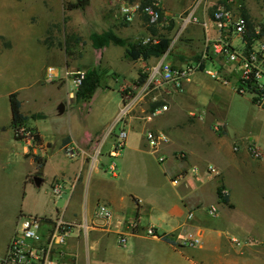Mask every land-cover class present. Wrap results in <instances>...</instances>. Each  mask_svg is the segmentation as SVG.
Wrapping results in <instances>:
<instances>
[{
  "label": "crops",
  "instance_id": "1",
  "mask_svg": "<svg viewBox=\"0 0 264 264\" xmlns=\"http://www.w3.org/2000/svg\"><path fill=\"white\" fill-rule=\"evenodd\" d=\"M96 1L104 2L101 13L97 14L98 21L103 24L121 4H144L147 0ZM162 1L168 3L167 6L163 4L167 16L175 18L169 26L149 27L146 17L138 14L131 23H123L124 25L119 19L117 21L113 19L115 26L110 31L129 43L142 41L151 35L166 39L174 38L175 28L179 24L178 17L188 12L196 0ZM217 1L219 0H211L212 3ZM6 7L5 4L0 5V34L20 31L21 22L17 16L2 14L1 11ZM56 7L64 14L62 3H58ZM52 11L54 12V10L50 12ZM196 15L199 23L190 26L179 40L171 41L167 60L174 65L190 63L202 49L201 23L204 21V15L199 10ZM20 38L13 40L12 53L15 59H20L17 58L21 54ZM55 43L49 46L51 55L48 63L56 62L55 64L64 67L62 73L56 70L59 76H64L66 70L85 71L70 69L67 63L66 45L63 48V45L57 46V42ZM112 45L118 46L111 43L106 47L107 51H111L109 47ZM122 48L124 50L121 53L112 50L109 61H126L125 74L130 75V80H126L124 85L134 90L141 76L146 77L151 66L160 61L162 56H140L133 59L128 53L129 47ZM106 61L109 63L108 60ZM88 66L85 72L93 68V65ZM20 75L19 71L18 77ZM194 75L185 85L183 92L176 94L178 92L168 87L155 94L160 102L152 104L148 99L147 102L136 106L129 117L128 129L130 136L137 137V140H127L125 150L129 153L126 156L121 153L116 172H110L105 168L106 160L100 159L99 165L93 168L89 159L80 158L78 165L68 164L61 174L57 175L60 176L58 179L67 183V186L76 182L74 189L67 191L68 200L61 216L71 222H76V219L79 221L81 217L82 221L93 224L90 235L85 240L81 239L82 236L69 240L68 250L78 256L76 264H85L86 261L90 264L91 260L95 264H264V198L261 197V200L250 203V207L247 208L237 201L235 183L231 181L236 178L237 182H241L246 195L251 196L256 193L264 196V157L256 160L246 148L247 143L253 141L264 154V111L250 104L248 117L254 120L256 129L245 137L235 135L230 138L228 126L224 123H221L225 128L224 134L215 133L213 123L216 120L214 112L218 107L217 104L222 100L229 101L237 94L220 85L195 91ZM13 78H16L15 75ZM70 81L72 83L71 78H63L61 82ZM30 87L32 84L25 86L24 89ZM123 87L120 90L122 96ZM74 96L75 93H69L70 101ZM189 101L193 102L191 107L193 109L189 111L188 116H184L182 111H179V103L182 106L184 102L189 103ZM163 104H167L168 111L149 119L148 115L154 107ZM197 107L202 108L201 113L197 112ZM22 109L23 104L21 111ZM253 109H257V115L252 111ZM23 114L29 118L33 116L24 112ZM205 120L207 121L204 122ZM2 128L3 125L0 124V132ZM23 128L32 129L26 124ZM32 130L40 135L41 143L30 147L36 156L29 158L27 156L29 146L23 141L26 147L22 156L31 160L36 172L39 170L35 179H40L42 186L44 169L49 162L51 150L50 148L44 150V147L50 143L39 129ZM148 131L163 132L170 138V143L162 150L166 159L161 165L159 164V170L150 169V165L155 167L158 159L156 156H148L151 152L143 149ZM12 134L14 136L13 128ZM57 142L63 150L71 143L89 152L94 150L93 143H95L93 134L85 132L76 135L71 131L59 134ZM235 146L244 147L245 154L237 156L241 150L235 153ZM208 166L216 167L217 173L208 172ZM33 184L37 186L36 183ZM221 185L228 190L229 204H224L219 199L217 191ZM100 203L107 204L114 211V220L107 222L95 216L96 207ZM213 206H217L219 210L216 216L208 213V209ZM70 207H76L75 211L70 213ZM190 212L193 213L192 220L188 219ZM133 219H138L141 226L134 233L127 228V222ZM148 227L156 230V237L146 235L145 230ZM15 230L9 237L4 252ZM122 230L127 236L125 246H120L118 240V233ZM189 233L200 238L201 243L197 246L182 245L180 238ZM163 235L171 238L177 245L164 240ZM233 240H238L241 244L237 245Z\"/></svg>",
  "mask_w": 264,
  "mask_h": 264
},
{
  "label": "rangeland",
  "instance_id": "2",
  "mask_svg": "<svg viewBox=\"0 0 264 264\" xmlns=\"http://www.w3.org/2000/svg\"><path fill=\"white\" fill-rule=\"evenodd\" d=\"M158 1L162 5H168L162 0ZM241 2L245 12L249 11L253 17L264 20V0H241ZM58 3H62L65 9L64 14L62 10H57ZM79 3L81 7L74 10L69 9L71 5ZM4 4L7 7L1 11L2 14L17 16L21 22V28L15 33L0 34L6 35L0 36V124L3 125L0 132V255L3 254L6 243L13 234L20 217L36 214L47 218H57L65 210L68 200L67 192L61 198H55L51 192L52 184L55 179L60 177L57 175H60L68 164L78 165L79 162L78 159L70 160L67 158L65 151L57 142L59 134L68 131L76 135L85 132L93 134V141L95 142L93 147L96 151L100 149V159L107 161L105 168H108L112 162L108 150L111 148L113 137L118 135L120 130V124L115 126V122L121 107L124 105L120 90L125 81L130 80V75L125 74L127 65L125 60L109 61L112 50L121 53L124 49L112 45L109 47L111 51H107L106 47L97 50L93 47L91 39L92 34L110 31L115 26L114 21L118 20V9L114 10L112 15L108 14L109 19H105L104 23L101 24L97 14L101 13L102 4H104L102 1L22 0L20 2L19 0H0V5ZM51 10L54 12H50ZM113 19L114 21H112ZM14 38L21 39V54L17 56L20 59H15L12 53ZM171 39L174 38L171 37ZM55 42H57V46L63 45V48L66 45L67 63L70 69H84L86 71L88 65L99 68L102 74L101 86L89 102L76 101L78 90L73 87L71 81L51 83L47 80L46 73L49 67L55 68L59 73H62L64 68L55 64L56 62L48 63L51 55L49 46L56 44ZM106 60L109 63H106ZM211 69H215V66H212ZM18 70L21 73L19 77ZM13 75L16 78H13ZM193 79L195 91L207 87H219L204 73H195ZM29 84H32V87L24 89ZM126 86L132 92V87ZM19 91L21 92L18 93V97L23 104L22 111L28 115L44 116L43 118L30 117L25 123L32 129H39L46 141L50 143L44 147V150L49 148L51 150L49 162L44 169V184L41 187L33 184L39 172L38 168L36 172L29 159L36 156L33 149L28 147V159L22 156L26 144L23 141L15 140L12 134V112L9 96L11 93ZM70 92L75 93L74 99L71 101L69 99ZM235 96L229 101L222 100L217 104L218 107L214 112L215 123L227 124L230 138L235 135L245 137L256 129V123L254 124V120L248 117V110L252 103L247 97ZM61 104H65V108H67L65 114L59 116L58 108ZM192 106L193 102L190 101L189 103L184 102L182 106L179 103V111H182L184 116H188L189 111L193 109ZM200 109L202 108L197 107L198 113L202 112ZM252 111L255 112V115L258 114L257 109ZM128 139L137 140V137L129 134ZM239 142L236 143H243ZM143 149L151 152L147 144L144 145ZM240 150L239 153L234 150L235 153H238L237 156L245 154L244 147H241ZM127 153L129 151L124 148V156ZM148 156L156 155L150 154ZM118 160H116L117 165ZM159 164L161 165L157 161L155 167L150 165V169L159 170ZM231 181L235 183L237 201H240L247 208L250 203L261 200V197L264 198V196L256 193L251 196L246 195L241 182H237L236 178L231 179ZM75 208L70 207V213L75 211ZM79 212L81 213V209ZM75 221L78 224L84 223L81 217L79 221L77 219ZM81 239L85 240L84 235ZM91 261L90 264H92ZM92 262L95 264L94 261ZM85 264H89V262L86 261Z\"/></svg>",
  "mask_w": 264,
  "mask_h": 264
},
{
  "label": "built area",
  "instance_id": "3",
  "mask_svg": "<svg viewBox=\"0 0 264 264\" xmlns=\"http://www.w3.org/2000/svg\"><path fill=\"white\" fill-rule=\"evenodd\" d=\"M198 10L204 15V21L201 23L203 44L198 56L190 63L174 65L167 60L172 45L170 42L169 49L160 61L151 66L142 84H138L132 92L123 85L122 103L124 105L115 122V126L120 124V130L119 134L113 137L111 148L108 151L112 159L108 166L110 172L117 171L116 160L120 158L126 147L129 137L128 120L136 106L147 102L148 99L152 104L160 102L155 94L168 87L175 92H183L191 76L197 72L206 74L221 87L241 97H247L258 109L264 111V20L245 12L241 0H219L215 3L211 0H196L188 12L178 17L179 24L174 31V41L179 40L191 25L199 23L196 15ZM138 14H143L148 26L152 28L169 26L171 21L175 20L167 16L163 5L158 0H147L144 4H121L117 18L122 23L128 24ZM162 39L160 36L151 35L145 37L142 43L158 45ZM212 66H215V69H211ZM46 76L51 83L62 81L63 78H71L74 87L78 90L86 78V72L66 70L64 76L61 77L55 68L49 67ZM166 111H168L167 104L157 105L148 118L159 116ZM213 129L217 134L222 135L225 132L223 124L220 123H216ZM17 135L29 147L39 145L35 141L34 133L28 129L22 127ZM145 137L151 154L156 155L160 163L164 162L166 158L162 150L170 143L169 136L163 132L148 131ZM246 148L252 158L260 160L264 157L255 142L249 141ZM234 150L238 152L239 146H235ZM64 151L70 160L89 159L93 168L100 163V149L89 152L69 143ZM208 172L216 174L217 168L208 166ZM75 183L67 186L65 181L55 179L51 188L52 195L57 199L61 198L67 191L74 189ZM221 193L223 197L228 196L226 188H223ZM218 212L217 206L208 209L211 216H216ZM95 216L110 222L114 220L115 213L107 204L100 203L96 207ZM188 219H193L192 212L189 213ZM92 226L93 224L87 221L79 224L66 221L63 216L57 218L37 215L20 217L6 251L0 255V264H76L78 256L68 250L69 240L82 235L86 239ZM127 228L133 233L138 231L141 228L139 220L133 219L127 222ZM145 233L150 237L157 236L156 230L151 227L146 228ZM118 235L120 246H125L126 233L122 230ZM180 240L185 246H197L201 243L200 238L193 233H189ZM233 242L237 245L241 244L238 240H233Z\"/></svg>",
  "mask_w": 264,
  "mask_h": 264
},
{
  "label": "trees",
  "instance_id": "4",
  "mask_svg": "<svg viewBox=\"0 0 264 264\" xmlns=\"http://www.w3.org/2000/svg\"><path fill=\"white\" fill-rule=\"evenodd\" d=\"M78 7H81V4H75L71 5L69 9H76ZM91 39L93 42V47L97 50H102L105 47L109 46L111 43L122 46V47H129L128 53L130 56H132L133 59H136L140 56H163L167 50L170 47V40L167 38H163L161 42L158 45L153 44H143L142 41L139 42H133L129 43L127 40L117 36L112 31H107L103 33H94L91 35ZM141 80L139 81V84H142L146 77L141 76ZM101 79L102 74L98 67H94L92 69H88L86 72V78L82 81L81 86L78 88V91L76 93V101L78 102H89L93 96L95 95L96 91L101 86ZM10 105H11V112H12V128L14 130V136L15 139L18 141H22V138H20L17 135L18 130H20L23 125L29 120L28 116H25L22 111V102L19 100L18 92L11 93L9 96ZM40 117L43 118L42 115H33L32 118ZM29 131H32L34 133V138L37 144L41 143V137L40 135L35 132L32 129H28ZM225 188L224 185H221L218 188V196L219 199L224 204H229V197L222 196L221 190ZM162 238L168 242H170L173 245H177L175 241H173L171 238H169L166 235H163Z\"/></svg>",
  "mask_w": 264,
  "mask_h": 264
},
{
  "label": "water",
  "instance_id": "5",
  "mask_svg": "<svg viewBox=\"0 0 264 264\" xmlns=\"http://www.w3.org/2000/svg\"><path fill=\"white\" fill-rule=\"evenodd\" d=\"M80 1H86V0H80ZM64 112H65V104H61L58 108V113H59V115H62V114H64ZM35 183H36L37 187H40L42 181L40 179L39 180L35 179Z\"/></svg>",
  "mask_w": 264,
  "mask_h": 264
}]
</instances>
